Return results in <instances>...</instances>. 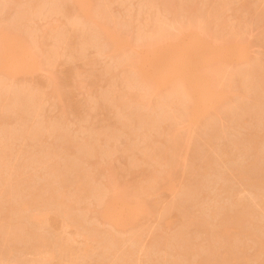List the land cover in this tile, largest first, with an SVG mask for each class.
<instances>
[{"label":"rangeland","instance_id":"obj_1","mask_svg":"<svg viewBox=\"0 0 264 264\" xmlns=\"http://www.w3.org/2000/svg\"><path fill=\"white\" fill-rule=\"evenodd\" d=\"M8 38L19 45L18 71L0 69L1 264H264V0H0L1 50ZM191 41L207 53L195 74L216 90L195 124L184 91L137 76L155 43ZM222 44L229 55L211 56ZM111 197L140 214L114 223L100 214ZM23 201L54 221L31 220Z\"/></svg>","mask_w":264,"mask_h":264},{"label":"bare ground","instance_id":"obj_2","mask_svg":"<svg viewBox=\"0 0 264 264\" xmlns=\"http://www.w3.org/2000/svg\"><path fill=\"white\" fill-rule=\"evenodd\" d=\"M82 7V6H81ZM87 11H88V9H87ZM156 31H158V30H156ZM156 31H155V33H156ZM159 32V31H158ZM157 32V33H158ZM183 32V31H182ZM181 32V33H182ZM104 34H105V37H107V39L109 40V42H111L112 43V47H113V50H115V51H118L120 48H121V46H120V48L118 49V46H119V44H118V40H117V34L116 33H114L113 31H106V30H104ZM160 35H161V31H160V33H159ZM166 34V33H165ZM157 35V37H158V34H156ZM163 36V34L161 35V37ZM165 36H168V35H165ZM179 36V35H178ZM177 35H176V38L178 37ZM11 37H15V36H11ZM160 37V38H161ZM171 37H174V36H171ZM163 38V37H162ZM165 38V37H164ZM167 38H170V37H167ZM12 39L13 38H11V40H10V38H8V40L6 41V43H5V46H4V49L2 48V52L0 53V69L2 70V71H4V72H8V73H12V74H14V73H16L18 70H17V64L14 62V60H13V58H14V53H15V46H16V48H18V45H19V43L17 42V44H14L13 43V41H12ZM15 41L17 40V39H14ZM156 40H158V39H156ZM164 40V39H163ZM14 41V42H15ZM160 41V40H159ZM152 42V41H151ZM156 42V41H155ZM162 42V41H161ZM115 43H117L116 45H115ZM152 43H154V42H152ZM150 44V45H153V44ZM157 43V42H156ZM154 44L153 45V47L151 48V49H149V52H147L149 55H146V56H143L142 57V59H141V62H140V64H139V67H138V70H137V73L139 74V75H137V76H140V78L141 79H144L147 83H148V85H158V86H160V85H166V86H168V84L170 85V87H172L171 88V91H170V89H168L169 90V92H170V94H171V92L173 93H175V95H174V97L176 98V96L177 97H179V95H181L183 92L182 91H184L186 94H182L179 98H181L180 99V101L182 100V99H185L184 100V102L186 101V105L184 106L183 105V108L185 109L184 111H183V113H184V116H186V119L189 121V123H191V124H195L198 120H200V117H201V115H202V112H201V106H200V102L201 101H203L204 99H202V98H205L204 96H206V99L203 101V102H206L208 105H212V102H214V100H215V92H213V91H216V90H211V91H209V86H208V79H206L205 77V79H203V76H200V74H199V76L197 75V74H195V64H197L198 63V65H199V63L203 60L204 61V58L207 56V53H206V56H203V51L201 50V47L199 48V47H197V46H195L194 47V45H193V43H192V41L190 42L191 44H187V45H185V46H183V49L181 50V51H178V52H173L172 53V50H169L170 49V47H169V49L166 47V45L165 44H160L159 42H158V44ZM164 43H165V41H164ZM167 43V42H166ZM173 44V43H172ZM226 44V43H225ZM223 45L222 44V46H225V47H221L216 53H215V51H211V56H220V59L222 60L223 58H225V56L226 55H229L228 53H227V46L226 45ZM228 44V43H227ZM118 45V46H117ZM169 45H170V43H169ZM168 45V46H169ZM221 46V45H220ZM219 46V47H220ZM235 46H236V43H235ZM214 47H217V46H214ZM219 47H217V48H219ZM238 47H240L239 46V44L237 45V47H235V48H238ZM213 48V47H212ZM216 48V49H217ZM213 49H215V48H213ZM240 49H242L241 47H240ZM17 50V49H16ZM122 50V49H121ZM168 50V51H167ZM238 50V49H237ZM241 54V53H240ZM2 55V56H1ZM205 55V54H204ZM181 57H185V58H181ZM208 57H210V55L208 56ZM211 58V57H210ZM160 59L162 60L163 59V62H162V64H163V66H161L160 64H158V62L160 61ZM206 60V59H205ZM147 62L148 63H150V67H151V69H152V71L153 72H151V73H153V74H149V73H147V71H146V66H147ZM161 62V61H160ZM202 63V62H201ZM160 65V66H158V65ZM259 64V63H258ZM254 68H255V66H253ZM261 68V67H260ZM262 69V68H261ZM261 69H259V70H257V71H260ZM254 71H255V69H253ZM263 70V69H262ZM256 72V71H255ZM264 72V71H263ZM250 74V73H249ZM253 74H254V72H253ZM258 74V73H257ZM256 73L254 74V76L256 77V75H257ZM262 73H261V71H260V74L259 75H261ZM203 75V74H202ZM259 75H257V76H259ZM264 75V74H263ZM262 75V77L264 78V76ZM261 76H260V78H262ZM209 78V77H208ZM258 78V77H257ZM263 81H264V79H262ZM262 80H260V81H262ZM262 81V82H263ZM256 82V81H255ZM259 83V82H258ZM248 84V83H247ZM264 84V83H263ZM250 85V84H249ZM261 86H262V83L260 84ZM245 87V86H244ZM244 87H241V89L240 90H244V89H242V88H244ZM250 87V86H249ZM180 88H182L181 90H180ZM59 89H60V87H59ZM58 88H57V90H59ZM248 89V88H247ZM251 89V88H250ZM253 89V88H252ZM259 89V88H258ZM263 89H264V87H263ZM61 90H63L62 89V87H61ZM60 90V91H61ZM261 90V89H260ZM59 91V92H60ZM221 91V90H220ZM231 91V90H230ZM229 90H228V92H230ZM241 91V92H242ZM246 91H249V90H246ZM245 91V92H246ZM59 92H57L58 94H59V98L62 96V95H60V94H62L64 91H61L60 93ZM67 91H65V93H66ZM224 92V91H223ZM64 93V95L66 96V94H68V93H66L65 94ZM167 93H168V91H167ZM181 93V94H180ZM225 93V92H224ZM238 93H240V92H238ZM238 93H234L233 95H235V94H238ZM248 93V92H247ZM241 94H243V93H241ZM241 94L240 95H238V96H241ZM251 94V93H250ZM258 94V93H257ZM257 94L255 93V95L257 96ZM259 94H260V92H259ZM258 94V95H259ZM261 95V94H260ZM259 95V96H260ZM64 96V97H65ZM172 96V95H171ZM216 96H218V95H216ZM222 96H224V95H222ZM221 96V97H222ZM245 96V95H244ZM244 96H242V97H244ZM247 96V95H246ZM253 96V95H252ZM255 96V97H256ZM183 97V98H182ZM35 98H37V97H35ZM61 98H63V96L61 97ZM66 98H67V96H66ZM253 98V97H252ZM38 99V98H37ZM64 99V98H63ZM255 99V98H254ZM260 98L258 97L256 100H259ZM177 100V99H176ZM255 100V101H256ZM263 99H261V101H262ZM34 101V100H33ZM35 101H36V99H35ZM39 101V100H38ZM38 101H37V105H38ZM179 101V100H178ZM176 103H177V101H175ZM216 102V101H215ZM178 103H180V102H178ZM257 103V102H256ZM33 104V103H32ZM33 105H35V104H33ZM180 106V105H179ZM213 106V105H212ZM182 109V108H181ZM263 109V108H262ZM262 111H264V109L262 110ZM264 113V112H263ZM144 116V115H143ZM142 116V117H143ZM146 117V116H145ZM147 118H148V116H147ZM146 118V119H147ZM151 118V117H150ZM149 119V118H148ZM242 119V118H241ZM240 119V120H241ZM145 120V119H144ZM240 120H238V121H240ZM142 121H143V119H142ZM148 121H150V119L148 120ZM243 121V120H242ZM245 121V120H244ZM145 122V121H144ZM146 122H147V120H146ZM145 122V123H146ZM144 125V124H143ZM255 143H256V141H255ZM3 146V148H4V145H2ZM255 146V145H254ZM225 148V147H224ZM223 151V150H222ZM225 151H226V149H225ZM155 153V152H154ZM221 153V152H220ZM224 155V154H223ZM227 155V154H226ZM261 183H262V181H261ZM49 189H51V188H49ZM56 188H54V190H55ZM53 190V191H54ZM50 192H51V190H50ZM52 194V193H51ZM53 194H55V192H53ZM106 196V195H105ZM103 197L104 199H107V197ZM109 196V195H108ZM113 196V195H112ZM34 197L36 198L37 196H33V199H34ZM51 197V196H50ZM110 197V196H109ZM108 197V198H109ZM53 198H55V196L53 197ZM117 198H119L118 196H117ZM123 198V197H122ZM42 198H39V200L38 201H41L40 203L42 204V202H46V200H41ZM51 199H52V197H51ZM104 199H103V201H104ZM124 199V198H123ZM31 200H32V198H31ZM36 200V199H35ZM34 201V200H33ZM52 201V200H51ZM53 201H55V200H53ZM57 201V200H56ZM60 201V200H59ZM28 202L30 203V201H27V203L25 202L24 203V201H23V203L22 204H20L21 206H23L24 204V207L25 206H27V207H25V209H29L28 211H29V213L30 214H26V215H30V219L31 220H37V222H43V220L44 221H50L51 222V220L52 221H54V217L56 216V212L54 213V212H52V213H54L55 215H53V217H51L52 215H49L50 213H49V211H46V208H45V212H47V213H43L44 211H42V210H39L40 208L39 207H36V203L34 202V204H33V202H31L32 204H31V206H29V204H28ZM58 202V201H57ZM56 202V203H57ZM61 202H63V201H61ZM61 202H58V205H60L59 203H61ZM132 202V201H131ZM55 203V204H56ZM28 204V205H27ZM44 204V203H43ZM42 204V205H43ZM47 204V203H46ZM62 204V203H61ZM102 204H104V206H101L102 207V209H100V214H102L104 217H109L110 219H112V221L114 222V223H117L118 225L121 223V221H123L125 218H128V216H135V218H137L136 217V215H139L140 213H139V210H140V208H139V210H138V206L136 205V203L135 204H132V203H130V202H125L124 200L122 201L121 199L120 200H117V199H115L114 197H111L109 200H106V202H104V203H102ZM101 204V205H102ZM35 206V210H34V206ZM37 205H39V204H37ZM45 205V204H44ZM63 205V204H62ZM64 206V205H63ZM11 207V206H10ZM32 209V211L30 212V208ZM33 207V208H32ZM41 207V206H40ZM15 208V207H14ZM14 208L12 209V211L14 210ZM23 209V207H18V209ZM37 208H38V210H37ZM42 209V208H41ZM11 210V209H10ZM16 210V209H15ZM24 210V209H23ZM22 210V211H23ZM48 210V209H47ZM50 210H52V209H50ZM54 210V209H53ZM55 211V210H54ZM15 212H17V211H15ZM21 212V211H20ZM99 212V211H98ZM19 213V212H18ZM22 213V212H21ZM26 213V212H25ZM51 213V214H52ZM139 213V214H138ZM45 214H47L49 217H47ZM44 215L46 216V217H44ZM101 216V215H100ZM102 216V217H103ZM28 218H29V216H27ZM42 217H44V219H41ZM27 218V219H28ZM233 218V217H232ZM236 218V217H235ZM39 219V220H38ZM40 219L42 220V221H40ZM48 219V220H47ZM56 219V218H55ZM106 219V218H105ZM129 219V218H128ZM128 219H125V220H128ZM222 219H224V217L222 218ZM57 220V219H56ZM232 220V219H231ZM233 220H234V218H233ZM232 220V221H233ZM66 221V220H65ZM65 221H63V222H65ZM130 221V220H129ZM236 221V220H235ZM235 221H233L234 223H236ZM30 222H32V221H30ZM111 222V221H110ZM224 223V225L225 226H227L228 227V223H227V225L225 224V221H223ZM36 223V222H35ZM52 223H54V222H52ZM55 223H58V221L56 222L55 221ZM66 223V222H65ZM69 223H71V222H69ZM68 223V224H69ZM124 223V222H123ZM127 223H129L128 221L126 222V224ZM222 223V222H221ZM67 224V223H66ZM219 224H220V222H219ZM218 224V225H219ZM70 225V224H69ZM71 225H73V224H71ZM75 225V224H74ZM73 225V226H74ZM221 225V229H223L224 231H222L221 229H219V227L217 228V229H219V233L222 231V233H225L226 234V232L225 231H229V230H225V229H229V228H227V227H224V225H222V224H220ZM64 226V225H63ZM125 226V225H124ZM224 228H223V227ZM232 226V228H236V227H234L233 225H229V227H231ZM65 227V226H64ZM74 228H75V226H74ZM76 231H77V227H76V229H75ZM75 230L73 231V232H75ZM211 230V229H210ZM213 230V229H212ZM79 231V230H78ZM216 232H217V230H215ZM212 232H214V231H212ZM211 232V233H212ZM218 232H217V234H218ZM235 232L237 233L238 231H236L235 230ZM79 233V232H78ZM215 233V232H214ZM213 233V235H217V234H214ZM238 233H240V232H238ZM75 234H77V233H75ZM80 234V233H79ZM85 234H88V233H85ZM80 235H82V234H80ZM222 235V234H221ZM240 235V234H239ZM67 236V235H66ZM85 236H89V235H85ZM218 236V235H217ZM220 236V235H219ZM69 237V236H68ZM71 237V236H70ZM69 237V238H70ZM82 237H84V236H82ZM92 237V236H91ZM62 237L60 236V239L59 240H61V241H59L60 242V244L61 245H59V246H61V247H57V248H60V250H61V248H62V250L63 249H66V248H68L69 246H70V244L71 243H69L70 241H71V239H69L70 241L68 242V240H67V237H66V240H64V238L63 239H61ZM93 238V237H92ZM87 239V238H86ZM85 239V240H86ZM91 238H90V236H89V238L87 239L88 240V242H91V240H90ZM73 240H74V238H73ZM84 240V239H83ZM84 240V241H85ZM40 241H41V239H40ZM58 241V240H57ZM57 241H56V243H57ZM64 241H65V243L66 242H68V247H67V243L65 244L64 243ZM93 241H96V239H95V237H94V240ZM97 241H98V239H97ZM96 241V242H97ZM63 244H65V247L62 245V243ZM87 241L85 242V243H80V245L82 244L83 246H84V248H86V251H87V248H89V244L87 243ZM59 244V243H58ZM58 244H56V245H58ZM97 244H98V242H97ZM91 246V245H90ZM187 246H189V245H187ZM264 246V245H263ZM64 247V248H63ZM70 248V247H69ZM68 248V249H69ZM92 248V247H91ZM91 248H89V250H91ZM188 248V247H187ZM260 248H262L261 246H260ZM83 249V248H82ZM59 250V249H58ZM239 250V249H238ZM238 250H237V252H238ZM262 250V249H261ZM45 251V250H44ZM242 251V250H241ZM237 252H236V254H237ZM243 252H244V250L242 251V254H243ZM41 253H45V252H42L41 251ZM239 253V252H238ZM245 253V252H244ZM231 254V253H230ZM240 254V253H239ZM242 254H241V256H242ZM247 254V253H246ZM45 255H47V253L45 254ZM228 255H229V253H228ZM77 256V255H76ZM230 256V255H229ZM233 256H235V258H236V255H233ZM233 256L231 255V257L233 258ZM238 256V255H237ZM244 256V255H243ZM248 256V255H247ZM49 257V256H48ZM47 256H46V258H48ZM224 257H226L227 258V255L225 254V256ZM249 257V256H248ZM50 258V257H49ZM48 258V259H49ZM240 258H242V257H240ZM240 258H238V259H240ZM48 259H46V260H48ZM51 259V258H50ZM237 259V258H236ZM225 260V259H224ZM227 260V259H226ZM242 260V259H241ZM73 261L74 262H77V261H75L74 259H73ZM72 261V263H74ZM223 261V260H222ZM232 261V260H231ZM245 261V260H244ZM244 261H242L243 263H244ZM234 262V261H233ZM237 262L239 263V261L237 260ZM246 262H247V260H246ZM222 263V262H221ZM229 262L227 261V263L225 262V264H228ZM231 263V262H230ZM235 263V262H234ZM233 263V264H234ZM1 264V263H0ZM224 264V263H223ZM240 264V263H239Z\"/></svg>","mask_w":264,"mask_h":264}]
</instances>
